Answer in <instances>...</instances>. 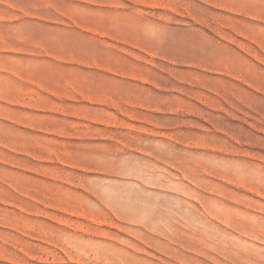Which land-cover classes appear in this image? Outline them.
Listing matches in <instances>:
<instances>
[{
    "label": "rangeland",
    "instance_id": "rangeland-1",
    "mask_svg": "<svg viewBox=\"0 0 264 264\" xmlns=\"http://www.w3.org/2000/svg\"><path fill=\"white\" fill-rule=\"evenodd\" d=\"M0 264H264V0H0Z\"/></svg>",
    "mask_w": 264,
    "mask_h": 264
}]
</instances>
